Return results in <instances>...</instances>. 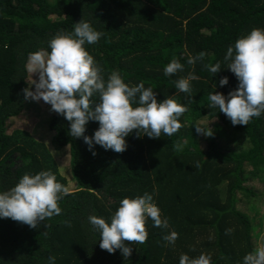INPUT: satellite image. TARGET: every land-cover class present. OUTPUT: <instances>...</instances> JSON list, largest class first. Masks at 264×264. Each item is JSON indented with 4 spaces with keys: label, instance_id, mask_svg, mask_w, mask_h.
I'll return each instance as SVG.
<instances>
[{
    "label": "trees",
    "instance_id": "1",
    "mask_svg": "<svg viewBox=\"0 0 264 264\" xmlns=\"http://www.w3.org/2000/svg\"><path fill=\"white\" fill-rule=\"evenodd\" d=\"M81 20L103 33L98 43L84 47L102 67L105 80L118 71L129 86L143 82L159 101L174 98L186 105L183 126L161 138L137 136L134 130L126 138V151L96 145L93 155L83 138L68 134L70 122L52 112V144L57 150L71 147L77 189L59 201L60 215L36 229L0 218V264H49L50 257L55 264H179L182 254H205L210 264H243L259 244L238 201L240 193H251L245 185L248 175L264 171V114L248 125L233 126L209 106L208 97L214 91L227 96L237 87L223 57L237 39L264 29V0H0V191L14 187L25 174L45 170L69 187L47 142L24 128L10 130L8 120L24 112L32 101L25 99L24 89L35 91L31 84L39 79L26 70L29 53L48 49L52 38L73 32ZM201 52L202 60L187 63ZM173 59L184 70L165 76ZM217 62L222 69L214 75L206 65ZM193 71L199 79L190 82L191 95L179 92L176 81ZM225 76L229 84L220 87ZM198 121L213 136L197 134L193 125ZM98 128L99 122L90 121L85 135L93 136ZM231 128L248 140V151L236 150ZM176 143L183 144L181 151L174 149ZM145 193L153 195L169 228L153 227L147 220L145 242H125L133 247L128 258L119 249L114 254L102 250L100 233L88 217L110 222L123 198ZM173 231L178 234L175 244L165 246L163 237Z\"/></svg>",
    "mask_w": 264,
    "mask_h": 264
},
{
    "label": "clouds",
    "instance_id": "2",
    "mask_svg": "<svg viewBox=\"0 0 264 264\" xmlns=\"http://www.w3.org/2000/svg\"><path fill=\"white\" fill-rule=\"evenodd\" d=\"M102 35L90 22L81 20L74 24L73 32L52 38L48 42L50 51L41 49L29 53L26 70L32 78L38 73L39 79L31 84L35 85V91L31 87L24 89L25 99L43 100L49 104L52 112L70 122L68 134L75 139L83 138L93 155H96L93 151L96 145L106 151H126V138L134 130L137 136L143 133L149 138L176 134L183 126L181 117L187 106L174 98L159 101L157 92L152 87L146 88L143 82L129 86L118 71H113L105 80L102 67L84 47L85 44L98 43ZM204 56L205 53L201 52L194 58L189 57L187 63L194 65ZM223 61L224 68L235 74L238 85L227 96L217 91L210 93L209 106L218 108L233 126L248 125L253 117L264 114V29L255 28L237 39L227 48ZM206 67L214 75L222 69L220 62ZM183 70L184 65L173 59L164 68V75L171 76ZM198 79L194 71L190 72L186 78L176 81L175 87L179 92L191 95L190 82ZM228 84L227 76L219 80L220 87ZM216 87L215 84L212 86ZM97 96L99 102L94 98ZM134 104L138 106L134 107ZM90 121L99 122L93 136L85 135ZM193 126L197 134L213 136V131L202 122ZM174 149L181 151L183 144H174ZM66 194L68 189L57 182L50 170L25 174L14 187L0 191V218H11L36 229L62 213L59 201ZM149 219L153 227L169 228V221L162 218L153 195L145 193L135 198H123L110 222L95 215H90L88 222L100 233L99 247L102 250L114 254L119 249L128 258L133 247L125 242L143 244L148 236L146 221ZM177 238L174 231L165 235V246L174 245ZM210 261L211 257L205 254L196 258L182 254L179 264H210ZM49 264H55V257L49 258ZM243 264H264V246L246 254Z\"/></svg>",
    "mask_w": 264,
    "mask_h": 264
},
{
    "label": "rangeland",
    "instance_id": "3",
    "mask_svg": "<svg viewBox=\"0 0 264 264\" xmlns=\"http://www.w3.org/2000/svg\"><path fill=\"white\" fill-rule=\"evenodd\" d=\"M50 109L51 106L43 100L39 102L32 100L21 115L8 120L9 129L24 128L35 137L46 141L59 164L61 174L69 181L68 192H72L77 189V184L72 178L70 166L71 147L66 146L59 150L54 148L52 144L54 133L49 130V122L52 117ZM228 132L234 140L238 152H245L251 148L250 143L241 133L235 132L232 128ZM247 179L245 185L251 193L239 194V208L250 218L257 234L259 246H264V171L259 174H249Z\"/></svg>",
    "mask_w": 264,
    "mask_h": 264
}]
</instances>
